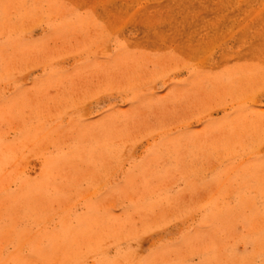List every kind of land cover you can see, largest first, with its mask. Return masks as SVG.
Wrapping results in <instances>:
<instances>
[{"label": "rangeland", "instance_id": "obj_1", "mask_svg": "<svg viewBox=\"0 0 264 264\" xmlns=\"http://www.w3.org/2000/svg\"><path fill=\"white\" fill-rule=\"evenodd\" d=\"M0 264H264V0H0Z\"/></svg>", "mask_w": 264, "mask_h": 264}]
</instances>
